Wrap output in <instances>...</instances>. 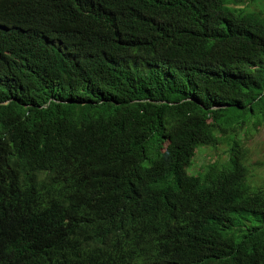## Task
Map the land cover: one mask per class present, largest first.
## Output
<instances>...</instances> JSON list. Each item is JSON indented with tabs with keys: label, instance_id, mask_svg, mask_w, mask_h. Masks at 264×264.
<instances>
[{
	"label": "trees",
	"instance_id": "obj_1",
	"mask_svg": "<svg viewBox=\"0 0 264 264\" xmlns=\"http://www.w3.org/2000/svg\"><path fill=\"white\" fill-rule=\"evenodd\" d=\"M263 121L264 0H0V264H264Z\"/></svg>",
	"mask_w": 264,
	"mask_h": 264
},
{
	"label": "rangeland",
	"instance_id": "obj_2",
	"mask_svg": "<svg viewBox=\"0 0 264 264\" xmlns=\"http://www.w3.org/2000/svg\"><path fill=\"white\" fill-rule=\"evenodd\" d=\"M251 127L253 125H250L248 130L241 133L245 146L249 150L247 163L250 173L254 176L253 179L257 182H264V121L255 128ZM225 158H227L225 144H219L214 148L201 145L197 147L191 164L186 169L189 174H197L208 163Z\"/></svg>",
	"mask_w": 264,
	"mask_h": 264
},
{
	"label": "clouds",
	"instance_id": "obj_3",
	"mask_svg": "<svg viewBox=\"0 0 264 264\" xmlns=\"http://www.w3.org/2000/svg\"><path fill=\"white\" fill-rule=\"evenodd\" d=\"M196 149H197V148H196ZM196 149H195V152H196ZM195 152H194V155H195ZM194 155H193V157H194ZM193 157H192V158H193ZM192 158H191V160H192ZM214 161H215V160H214ZM212 162H213V161H212ZM210 163H211V162H210ZM190 164H191V161H190ZM190 164H189L187 167H189ZM208 164H209V163H208ZM187 167H186V168H187ZM205 167H206V166H205ZM205 167H204V169H205ZM204 169H203L202 171H204ZM186 171H187V169H186ZM202 171H201V172H202ZM201 172H199V173H197V174H192V173H191V175H199ZM187 173H188V172H187ZM188 174H189V173H188Z\"/></svg>",
	"mask_w": 264,
	"mask_h": 264
}]
</instances>
